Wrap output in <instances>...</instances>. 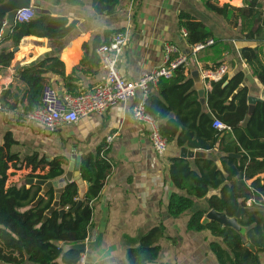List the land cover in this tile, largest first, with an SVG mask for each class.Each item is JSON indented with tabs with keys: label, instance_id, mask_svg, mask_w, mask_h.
Wrapping results in <instances>:
<instances>
[{
	"label": "trees",
	"instance_id": "obj_1",
	"mask_svg": "<svg viewBox=\"0 0 264 264\" xmlns=\"http://www.w3.org/2000/svg\"><path fill=\"white\" fill-rule=\"evenodd\" d=\"M8 1L0 0V6ZM202 1L207 12L234 24L235 31L239 29L236 38L244 44L240 48V58L256 79V84L263 88L264 55L260 47L251 45L264 36L259 0H244L242 9L229 4L220 6L219 0ZM84 2L52 0L54 6L64 3L71 7H83ZM45 6L43 0H33L31 7L35 11L40 8L42 12H35L28 22H16L13 25L8 24L6 14H0V44L11 42L12 47L16 48L29 37L61 41L76 30L78 20L52 16ZM120 6V0H92L93 11L97 15L114 14ZM7 26L10 31L2 37ZM178 28L187 32L184 39L190 50L214 40L213 45L204 49L207 53L215 52L220 58L222 54L232 51L229 42L226 43L224 38L217 35L208 23L197 20L190 13L180 12ZM123 31H105L102 35H96L83 46L85 56L70 74L57 56H48L23 66L16 74L15 84L2 92L0 111L14 112L23 117L22 111L28 113L39 108L50 76L62 80L65 94L78 96L85 93L80 90L79 75L84 74L85 69L99 59L97 50L108 44L113 35ZM14 55L15 52L10 48L0 49V74L11 64ZM223 62L215 59L212 66L205 65V68L215 70ZM245 81L244 69L232 76L226 75L217 82L212 81L206 95L207 103L203 105L190 70L181 66L171 79H161L157 88L152 87L146 101L147 112L159 123L168 145L207 153L205 157L195 159L180 156L170 159V179L181 194H171L167 213L175 219L191 213L187 230L210 233L214 241L210 243L209 250L217 264H264V102L256 105L250 117V87L242 89L230 102ZM138 98L140 100L141 94ZM215 122L227 128L220 131L215 127ZM16 143L13 134L8 132L0 146V261L4 264H79L84 252H64V246L85 243L88 239L95 202L99 200L113 170L107 157L109 147L102 144L94 152L84 153L80 171L82 179L89 186L75 214L70 211L80 199L79 187L77 183L71 182L65 186L59 209L44 221L55 201L54 190H50L33 207L42 193V187H28L21 182L8 184L9 172L26 168L31 169L28 178L54 181L65 175L68 160L56 157L50 161L39 153L22 159L20 154L12 151ZM206 198L205 209L192 211L196 201ZM249 201L253 202L251 207L248 206ZM241 206L248 210L238 220L240 226L246 229L245 234L216 221L203 223L206 214L212 209L235 217ZM62 209L67 212L60 222L59 210ZM165 231V226L160 224L144 233L137 247L127 249V263L156 264L162 251L160 242L165 238ZM248 244L256 251H252Z\"/></svg>",
	"mask_w": 264,
	"mask_h": 264
},
{
	"label": "crops",
	"instance_id": "obj_2",
	"mask_svg": "<svg viewBox=\"0 0 264 264\" xmlns=\"http://www.w3.org/2000/svg\"><path fill=\"white\" fill-rule=\"evenodd\" d=\"M43 1L52 16L76 19L79 21L78 27L61 41L26 38L18 50L17 47H12L11 42L1 43L0 49L10 48L15 55L8 68L0 74V97L4 90L15 84L16 74L23 66L48 56L59 57L70 74L85 56L83 46L105 31L124 29L127 45L120 56L118 68L125 78L131 80H137L143 71H151L162 65L166 43L177 45L184 53H192L178 28L180 12L190 13L197 20L208 23L217 35L230 34L232 29L235 31L234 24L207 12L202 0H120L119 9L109 15L95 14L92 0H85L83 7H71L64 3L54 6L52 0ZM259 2L261 24L264 25V0ZM219 4L242 9L244 0H219ZM9 31L7 26L2 37ZM235 33L238 35L239 29ZM224 38L233 39L228 41L232 50L230 53L222 54L220 59L215 52L207 53L202 50L197 53L199 67L194 64L190 69L191 74L195 70L200 71L206 95L211 89V84L205 79L206 72L217 69H207L205 65L212 66L215 59L218 62L224 61L229 68L228 76L247 68L240 58V48L244 44L239 39H234V36ZM251 45L260 47L264 55V36ZM79 76L80 90L88 92L103 82L106 72L97 59ZM47 91L52 105L61 108L57 97L65 94L62 80L50 76ZM250 91V95H253L251 88ZM139 94L124 104L111 107L103 115H89L78 124L64 125L53 133H44L38 125L27 124L24 117L17 113L1 110L0 146L4 143L6 133L10 132L17 142L12 151L20 154L22 159L34 153H39L50 161L56 157H65L68 160L66 172L72 159L77 156H81L82 160L84 153L94 152L102 144L109 147L107 157L113 170L99 200L95 202L92 227L83 254L85 264H128L127 249L137 247L140 237L160 224L165 226L166 231L165 238L160 242L162 251L156 264H217L209 250L210 243L214 241L210 233H193L187 230L191 213L178 219L167 213L171 194H181L175 189L169 174L170 159L180 156L181 149L168 145L164 155H158L154 151L149 130L137 123L132 116V108L139 101ZM109 137H112L111 142H108ZM218 165L221 166V163ZM11 171H27L28 174L24 178H21L20 173L14 175L8 184H22L31 173V169L26 168ZM59 186L60 183L55 188ZM207 200L208 198L196 201L192 211L205 209ZM252 204V201L248 202L249 207Z\"/></svg>",
	"mask_w": 264,
	"mask_h": 264
},
{
	"label": "built area",
	"instance_id": "obj_3",
	"mask_svg": "<svg viewBox=\"0 0 264 264\" xmlns=\"http://www.w3.org/2000/svg\"><path fill=\"white\" fill-rule=\"evenodd\" d=\"M35 12L32 7L18 10L16 22H28L35 16ZM182 36L183 38L187 36L185 30H182ZM213 44L214 40H209L206 44L195 46L192 53L188 54L182 52L177 45L166 43L162 65L151 71H143L137 80H131L125 78L118 68L120 56L127 45V36L125 33H117L111 37L108 44L102 45L97 50L101 67L106 72V77L97 88L78 96L69 94L58 96L61 108H57L52 105L47 86L42 98V105L31 112L24 113L22 111L21 113L27 124L38 125L44 133H53L64 125H76L89 115H103L111 107L124 104L140 93V100L132 108V116L137 123L149 130L154 151L158 155H164L168 149L167 139L162 136L159 123L148 114L146 109L150 89L157 88L161 79H171L181 66H185L189 70L194 64L199 67L197 53ZM228 70V66L224 64L213 72H206L205 79L210 84L212 81L217 82L228 75ZM215 127L220 131L227 128L218 122H215ZM111 140L112 137H109L108 142ZM85 263L86 258L82 256L79 264Z\"/></svg>",
	"mask_w": 264,
	"mask_h": 264
},
{
	"label": "water",
	"instance_id": "obj_4",
	"mask_svg": "<svg viewBox=\"0 0 264 264\" xmlns=\"http://www.w3.org/2000/svg\"><path fill=\"white\" fill-rule=\"evenodd\" d=\"M32 6V0H10L7 3L3 4L0 6V14H6L7 15V22L10 25H13L16 23V13L18 10L23 9V8H30ZM37 13H41L42 10L40 8L36 9ZM19 47L16 48L18 50ZM244 73L246 75V81L238 88V90L233 94V96L230 99V102L235 98V96L245 87H249V85H255L256 80L252 76L250 70L248 68L244 69ZM192 78L195 81L196 84V89L198 91V94L201 99V103L203 105H206L207 99H206V89L204 88V83L202 80V76L199 70H195L192 72ZM248 102H249V117L253 115L256 105L258 103L264 102V87L261 89L259 96L255 95H250L248 97ZM210 117H213L210 114ZM207 155L206 152L203 151H195V150H190L186 147L181 148L180 151V157L184 159H195V158H201L205 157ZM80 165H81V156H77L75 159H72L69 169L64 175V177L59 180V181H45V180H36L34 178H26L22 181V184L24 186H41L42 187V193L39 195L37 201L33 204V207H36L43 199L44 195L47 194L50 190H54L55 192V201L53 203V206L47 211L44 221L48 220L56 210L59 209L60 207V198L61 195L64 192L65 186L71 182L77 183L79 187V197L80 199L78 200L77 206L71 210L70 212L72 214H75L76 210L78 207L82 204V200L85 197V194L87 192V186L89 184L85 183L84 180L82 179L81 176V171H80ZM60 183V186L58 188H55ZM248 211L247 209L243 208L242 206L239 208V211L235 215V217H228L224 213H220L214 209L210 210L204 220L203 223H209L211 221H216L219 224L230 227L237 232L241 234L246 233V229L242 228L238 222L239 218L241 215ZM67 210L62 209L59 210V220L60 222L63 219V216L66 214ZM252 251H256L255 248L251 245H247ZM69 250H78L85 252L86 251V243H80V244H66L64 246V252H67ZM0 264H4L0 261Z\"/></svg>",
	"mask_w": 264,
	"mask_h": 264
},
{
	"label": "rangeland",
	"instance_id": "obj_5",
	"mask_svg": "<svg viewBox=\"0 0 264 264\" xmlns=\"http://www.w3.org/2000/svg\"><path fill=\"white\" fill-rule=\"evenodd\" d=\"M224 20H226V19H224ZM226 21H228V20H226ZM223 26H224V23H222V27L221 28H223ZM231 33L230 34H227V35H219L220 37H222V38H224V37H231V36H234V39L236 38V36H237V34L233 31V29L230 31ZM224 40L226 41V43L228 42V41H231V40H233V39H227V38H224ZM246 68V67H245ZM244 68V69H245ZM249 87L251 88V90H252V94L253 95H255V96H259V94H260V86L258 85V84H255V85H249ZM19 173H20V176H21V178H24L27 174H28V172L27 171H22V172H17V173H15V172H12V171H10L9 172V174H10V179L12 178L13 179V177H14V175H19Z\"/></svg>",
	"mask_w": 264,
	"mask_h": 264
}]
</instances>
